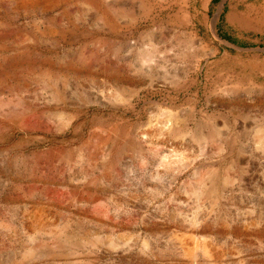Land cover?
<instances>
[{
  "label": "rangeland",
  "instance_id": "1",
  "mask_svg": "<svg viewBox=\"0 0 264 264\" xmlns=\"http://www.w3.org/2000/svg\"><path fill=\"white\" fill-rule=\"evenodd\" d=\"M0 264H264V0H0Z\"/></svg>",
  "mask_w": 264,
  "mask_h": 264
},
{
  "label": "trees",
  "instance_id": "2",
  "mask_svg": "<svg viewBox=\"0 0 264 264\" xmlns=\"http://www.w3.org/2000/svg\"><path fill=\"white\" fill-rule=\"evenodd\" d=\"M218 0H212V2H217ZM224 39L229 40L226 36L221 35Z\"/></svg>",
  "mask_w": 264,
  "mask_h": 264
}]
</instances>
